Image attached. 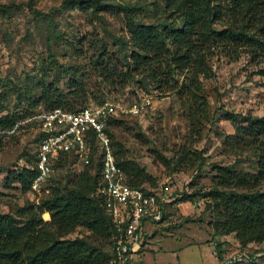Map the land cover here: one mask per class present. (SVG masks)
<instances>
[{
    "label": "rangeland",
    "instance_id": "rangeland-1",
    "mask_svg": "<svg viewBox=\"0 0 264 264\" xmlns=\"http://www.w3.org/2000/svg\"><path fill=\"white\" fill-rule=\"evenodd\" d=\"M30 1L0 0L1 4L9 5L0 12V107H4L0 116L11 114L17 119L12 129L0 132V212H17L25 205L36 204L45 195L37 198L30 188L6 180L10 171L22 170L34 162L39 143L38 117L48 110L47 103L38 99L49 87L52 96L63 93L67 100L84 87L85 105L109 101L119 106L115 116L123 122L112 121L109 127L114 147L115 142L124 145L126 156L155 177V187L148 183L146 186L160 196H169L166 219L161 225L154 224L149 241L156 240L160 233L208 237L212 233V215L204 209L203 194H195V190L198 187L208 190L213 185V163L230 164L251 173L257 171V153L251 141L236 143L232 136L237 132L236 123L241 115H264V74L259 71L264 67V59L253 58L248 52H241L237 59L219 53L209 57L212 74L201 75L200 80L210 116L202 121V136L196 138L197 135L191 136L189 106L184 103L189 95L185 92L179 93L167 85L159 87L141 70L126 83L109 81L94 66L93 58L102 53L110 70L126 69L129 59L125 56L131 41L123 13L102 10L97 15L85 13L67 7L68 0H33L32 8L27 4ZM227 21L226 14L217 24L226 26ZM72 70H76V77H72ZM175 74L180 80L184 78V73L179 76L175 70ZM76 79L78 89L74 86ZM136 103L142 107L134 114L129 108ZM230 114L235 116L234 120ZM186 143L193 150L203 151L205 167L171 171L163 156L177 155ZM64 161L55 163L49 188L59 183L69 185L81 170L71 159ZM261 188L264 189V183ZM186 191L191 194L186 201L173 202ZM187 201L195 206L187 208L182 204ZM42 217L48 220L51 215L46 211ZM229 234L235 238L225 241L226 247L215 246V253L221 257L219 264H264V242L242 247L235 233ZM77 236H88L103 252L112 253V242L94 239L83 226L66 235ZM215 238L219 239V235ZM252 253L255 261L250 258ZM201 262L200 254L195 252L188 264Z\"/></svg>",
    "mask_w": 264,
    "mask_h": 264
},
{
    "label": "trees",
    "instance_id": "trees-1",
    "mask_svg": "<svg viewBox=\"0 0 264 264\" xmlns=\"http://www.w3.org/2000/svg\"><path fill=\"white\" fill-rule=\"evenodd\" d=\"M160 1L68 0L66 6L96 15L100 10L118 15L123 13L131 41L125 56L129 59L125 63L126 69L110 70L102 53L93 58L94 66L109 81L116 79L126 83L141 70L148 73L159 87L167 85L179 93L185 92L189 95L184 103L189 106L191 136L197 135L198 138L203 132L202 121L210 116L209 102L200 80L201 75L212 74L209 57L219 53L237 59L241 52H248L253 58L264 59V0ZM33 2L27 4L33 8ZM8 6L0 3V12L7 10ZM226 14L229 21L226 26L219 27L217 23L222 22ZM175 70L179 76L184 73L182 80L176 76ZM259 71L264 74V67ZM72 72V77H76V70ZM78 82L77 79L74 82L77 89ZM74 93L67 100L63 93L52 96L49 87L38 100H44L48 110L56 107L78 110L85 106L86 91L82 87ZM3 108L0 107V111ZM231 117L234 120L235 116ZM112 121L123 122L115 115L111 116L108 132ZM16 122L14 115L0 116V132L12 129ZM236 124L233 142L251 141L257 153V171L251 173L237 170L230 164L214 162L213 185L208 190L198 187L195 194H203L206 200L204 209L212 215L210 241L216 235L234 232L242 247H247L252 242H264V189L261 188L264 183V115L243 114ZM112 137L117 163L125 172L127 181L154 192L146 183L155 187V177L126 156L124 145L115 142L114 147ZM163 157L171 171L200 169L206 165L203 151L193 150L190 143L183 144L177 155ZM67 159L72 160L68 154L61 156L57 164ZM35 161L36 158L30 167L10 171L6 180L19 182L25 189L31 188L38 173ZM99 173L100 162L83 166L73 182L51 187L41 202L25 205L17 212H0V264H107L112 253L103 252L88 236L66 237L78 226H83L94 239L112 242L114 225L111 215L105 209L102 197L95 195ZM190 195L186 191L173 202L186 201ZM46 211L51 215L48 220L42 217ZM220 246L217 242L216 247ZM250 258L255 261L253 253Z\"/></svg>",
    "mask_w": 264,
    "mask_h": 264
},
{
    "label": "built area",
    "instance_id": "built-area-1",
    "mask_svg": "<svg viewBox=\"0 0 264 264\" xmlns=\"http://www.w3.org/2000/svg\"><path fill=\"white\" fill-rule=\"evenodd\" d=\"M141 107L136 103L129 111L136 114ZM119 111L116 103L106 101L78 110L56 107L41 113L35 153L38 173L30 190L37 198L50 191L51 172L61 156L68 154L79 169L100 162L95 195L102 197L114 225L112 255L107 264H140L149 225L162 221L169 196H160L127 181L117 163L107 130L110 117Z\"/></svg>",
    "mask_w": 264,
    "mask_h": 264
},
{
    "label": "crops",
    "instance_id": "crops-1",
    "mask_svg": "<svg viewBox=\"0 0 264 264\" xmlns=\"http://www.w3.org/2000/svg\"><path fill=\"white\" fill-rule=\"evenodd\" d=\"M182 204H186L189 209L195 206L191 201ZM153 226L154 224L149 225V232L143 241L144 247L140 264H188L195 252L201 256V264H219L220 258L215 253L217 242L221 244L220 247L223 246L224 248L226 247L225 241L229 240L230 237L235 238L234 235L226 234L219 235V239L215 238L214 241H210V235L208 237L187 238L185 235L168 236L160 233L156 240L153 238L149 241V233ZM206 232L208 231L205 229Z\"/></svg>",
    "mask_w": 264,
    "mask_h": 264
}]
</instances>
